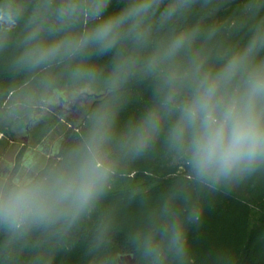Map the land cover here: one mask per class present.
<instances>
[{
    "label": "clouds",
    "instance_id": "1",
    "mask_svg": "<svg viewBox=\"0 0 264 264\" xmlns=\"http://www.w3.org/2000/svg\"><path fill=\"white\" fill-rule=\"evenodd\" d=\"M111 2L0 0V120L59 111L82 126L51 160L0 171V264H54L94 215L89 264H120L116 214L136 202L135 264H192L202 194L264 176V0L222 17L232 0ZM141 85L150 102L122 122ZM156 154L188 183L109 205L125 166Z\"/></svg>",
    "mask_w": 264,
    "mask_h": 264
},
{
    "label": "trees",
    "instance_id": "2",
    "mask_svg": "<svg viewBox=\"0 0 264 264\" xmlns=\"http://www.w3.org/2000/svg\"><path fill=\"white\" fill-rule=\"evenodd\" d=\"M126 2L127 0H112L107 11L118 10ZM242 2L243 0H232L231 5L219 15L222 17L231 14ZM109 60L110 56H105L98 58L96 62L103 67ZM3 79L7 83L9 78L4 76ZM150 96V88L146 85L139 86L132 101L121 113V121L139 115L150 102ZM6 103L7 97L0 98V106ZM93 104L94 102L89 107ZM40 114L45 116L41 129L47 141H50L53 135L65 136L58 144V153L62 147L71 144L82 131V126L73 127L67 122V125L64 124L66 127H63L62 120L52 113ZM33 119L35 118L29 117L24 124L27 126ZM26 126L21 127L0 120V132L3 135L0 143L13 140L17 131L25 129ZM26 148L27 146H22L14 168L20 166ZM53 157L50 153V160ZM187 183L188 177L180 167L171 165L159 154L152 155L125 166V178L119 182L117 191L109 197V205L119 203L121 196L130 189L154 202L170 187ZM244 186L245 190L241 195L229 190L202 194L201 220L189 225L187 231L192 264H264V176L253 178L245 182ZM140 211L141 206L136 202L116 214L111 234L112 251L122 254L128 252L125 238L136 227ZM95 219L94 215L92 220L85 223L80 229L75 246L70 251L59 252L54 264H89L90 257L86 253L88 239L91 238L90 229Z\"/></svg>",
    "mask_w": 264,
    "mask_h": 264
},
{
    "label": "rangeland",
    "instance_id": "3",
    "mask_svg": "<svg viewBox=\"0 0 264 264\" xmlns=\"http://www.w3.org/2000/svg\"><path fill=\"white\" fill-rule=\"evenodd\" d=\"M94 101L89 102V106ZM49 112V111H47ZM51 113V112H49ZM44 114V113H43ZM43 114H39L38 116H34L32 118L33 121L31 122V129H30V137H29V144L27 145V148L23 152L22 160L20 162L19 167H24L27 164L33 162L34 160H40L41 162H47L50 160V153L55 148L54 144L56 142L61 143L62 139L65 137L64 135H53L54 137L47 141L46 137L44 135V131L41 129V125L43 124L45 120V116ZM53 114V113H52ZM62 120V119H61ZM35 122H37L35 125H33ZM30 123V122H29ZM63 127L65 121L62 120ZM67 125V124H66ZM23 126H26L24 124ZM22 126V127H23ZM34 126V129H32ZM66 127V126H65ZM62 129V128H61ZM0 132V140L3 138V135ZM22 146H24L21 142H17L15 140H4L0 143V171H3L5 169L14 168L17 164V156L22 149ZM54 147V148H53ZM244 183L240 184L229 191L241 195L244 193Z\"/></svg>",
    "mask_w": 264,
    "mask_h": 264
},
{
    "label": "water",
    "instance_id": "4",
    "mask_svg": "<svg viewBox=\"0 0 264 264\" xmlns=\"http://www.w3.org/2000/svg\"><path fill=\"white\" fill-rule=\"evenodd\" d=\"M88 107H89V105H88ZM49 112L53 113L55 116L59 117L60 119L64 120L65 122L71 123V125L73 127H76L72 123L69 116L62 115L59 113V111H49ZM31 122L32 121H30V123L26 126L25 129L17 131V134L13 140H15L17 142H21L24 146H27L29 144ZM58 144H59V142H56L54 144L55 148L51 151V156H55L58 153V150H57ZM120 264H135V260L132 257H130L127 253H125L122 255V260H121Z\"/></svg>",
    "mask_w": 264,
    "mask_h": 264
},
{
    "label": "flooded vegetation",
    "instance_id": "5",
    "mask_svg": "<svg viewBox=\"0 0 264 264\" xmlns=\"http://www.w3.org/2000/svg\"><path fill=\"white\" fill-rule=\"evenodd\" d=\"M55 146V145H54ZM54 148V147H53Z\"/></svg>",
    "mask_w": 264,
    "mask_h": 264
},
{
    "label": "built area",
    "instance_id": "6",
    "mask_svg": "<svg viewBox=\"0 0 264 264\" xmlns=\"http://www.w3.org/2000/svg\"><path fill=\"white\" fill-rule=\"evenodd\" d=\"M2 135V134H1Z\"/></svg>",
    "mask_w": 264,
    "mask_h": 264
}]
</instances>
